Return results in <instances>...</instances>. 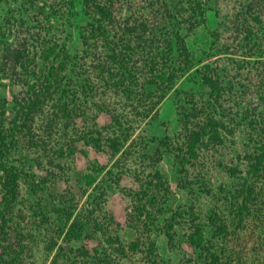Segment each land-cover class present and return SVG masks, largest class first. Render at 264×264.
<instances>
[{"label": "rangeland", "instance_id": "rangeland-1", "mask_svg": "<svg viewBox=\"0 0 264 264\" xmlns=\"http://www.w3.org/2000/svg\"><path fill=\"white\" fill-rule=\"evenodd\" d=\"M154 2L158 0H125L116 12L117 19L123 23L125 17L140 18L153 25L161 16ZM183 4L181 15L187 20L180 18V25L176 27H182L195 59L194 68L180 77L161 101L154 96L159 102L152 112L131 115L133 133L118 154L112 156L106 142L97 150L79 141L76 151L71 152L68 148L70 137L79 135L83 124L76 125L77 132L71 127L65 131L60 121L61 129L55 128L51 103L31 113L25 129L19 134L24 149L18 151V158L30 161L32 165L27 167L32 168V177L40 187L33 192L28 183L22 181V195L17 205L23 206L24 217L16 219L20 222L21 235H29L30 240H22L13 230L9 242H4L0 232V264H11L4 246L20 249L21 241L25 247L18 258L19 264H81V246L85 244L93 254L97 247L109 249L113 264H150L151 258L157 264H204L198 250L189 242L191 225L193 221H205L210 211L218 207L219 214L226 212L222 210L219 190L227 180L225 166L236 164L240 153L248 147L249 118L254 115L260 120L264 118V81L257 72H248L247 68L238 66L245 58L251 61L253 70L263 64L257 63V59L264 62V48L254 47L256 53L251 55L244 44L248 26L264 35L261 24L252 16L260 13L264 21V0H209L205 21L185 2ZM87 19L82 0H0V56L8 45L25 43L22 46L25 53L34 57V45L45 48L54 40L58 49L64 50V55L81 56ZM167 29L165 27L163 32ZM37 31L43 33L41 43L31 37V33ZM213 31L220 32L216 47L213 46ZM30 62L26 61L31 65ZM207 63L226 81L234 82L233 98L229 99L234 113H239L238 120L234 118L237 125L228 135L227 143L203 153L197 160L191 159L186 174L179 163L185 149L184 113L193 106L208 105L198 71ZM262 71L264 73V64ZM239 81L248 87L240 86ZM4 90L11 103L14 95L21 98L25 88L20 79L5 78L0 82V94L4 95ZM116 98L124 99L118 94L108 98L107 103H116ZM143 104L138 109L142 110ZM91 108L98 114L96 123L104 132V126L112 123L110 114L100 111L96 104L90 105ZM186 108L189 109L185 111ZM87 173L94 174V182L89 187L85 185ZM145 189L149 193V209L139 214L134 209L138 200L136 194ZM63 205H68L74 218L81 214V207L91 209L95 205L94 217L102 225L98 234L93 239L70 240L66 232L71 221L64 226L54 210ZM191 209L200 218L194 219ZM263 212L260 217L255 213L250 218L244 236L249 244L243 245L240 241L239 249H250L252 242L264 237ZM109 238L125 247L124 254L115 251ZM150 240L155 242L151 246L155 254L148 253ZM132 241L140 242L135 250L129 247Z\"/></svg>", "mask_w": 264, "mask_h": 264}, {"label": "trees", "instance_id": "trees-1", "mask_svg": "<svg viewBox=\"0 0 264 264\" xmlns=\"http://www.w3.org/2000/svg\"><path fill=\"white\" fill-rule=\"evenodd\" d=\"M124 2L125 0H82V9L88 19L82 33L85 48L81 56L64 55V50L58 49L55 40L45 48L34 45V57L25 53V48L22 47L25 43L8 45L3 49V55L0 56V82L5 78H18L25 88L21 98L14 95L11 103L5 90L4 95L0 94V232L4 242H9L13 230L22 240H30L29 235H21L18 228L20 222L16 219L24 217L23 206L17 205L22 195V181H26L33 192L40 187L33 178L32 168L27 167L32 165L30 161L18 158V151L24 149L21 148L22 138L19 134L25 129L32 112L42 108L45 103H51V118L55 128L61 129L63 126L67 131L71 127L72 131L77 132L76 125H84V128L78 130L81 132L79 135L70 137L68 148L71 152L76 151L79 141L97 150H101L106 142L112 156H115L123 150L125 141L133 133L134 120L131 115L152 112L167 92L173 89L177 80L194 68L195 59L182 34V27L176 25H180V18L187 20L182 19L181 15V9L185 7L183 2L205 21L209 0H158L154 5L157 4L155 8L161 12V16L153 25L140 18L125 17L124 22H120L116 12ZM252 16L264 30L262 15L253 13ZM187 22L193 23L192 20ZM165 27L168 28L166 33L163 32ZM212 35L213 46L216 47L220 32L213 31ZM31 37L39 43L44 40L43 33L39 31L31 33ZM245 37L244 44L251 55L256 53L255 48H264V35H260L255 27L248 26ZM259 60L261 59L256 60L257 63L264 64ZM26 61H32L31 65ZM263 64L253 70L251 61L246 58L238 62L241 69L257 72L260 80L264 81ZM213 70L210 63L198 69L206 89L208 105L193 106L190 111H186L189 108L185 109V149L179 163L186 174L191 159L197 160L203 153L224 146L229 139L228 135L232 134L237 125L234 118L237 119L239 113H234V106L230 103L235 84L233 81H226L221 73ZM239 82L240 86L248 87ZM4 86L6 87L5 84ZM118 94L124 99L116 98V103H107L108 98ZM141 102L144 103L142 110L138 109ZM92 104L111 116L112 123L105 125L103 129L105 135L102 126L96 123L98 114L93 108L89 109ZM249 119V145L240 153L236 164L225 166L227 180L219 189L220 202L224 206L222 210L225 209L226 212L219 214L218 207L219 212L210 211L205 221H193L191 225L192 231L188 239L198 250L199 258L204 264H264V237L252 242L250 249L238 247L240 241L243 245L249 244L244 236L250 218L255 213L260 217L264 211V118L260 120L254 115ZM91 120L94 121L90 122ZM59 121L63 124L61 127L58 125ZM61 149L62 147L59 150ZM93 175H85L87 187L94 182ZM160 184L164 186L163 182ZM140 193L136 194L138 200L134 209L139 214H145L149 209V193L147 189ZM67 206L54 209L64 226L71 221L66 236L70 240L93 239L98 234V228L102 227L94 217L95 205L91 209L81 207V214L75 218L73 211ZM191 212L194 219L200 218L192 209ZM172 226L170 223V227ZM113 240L109 238L108 242L115 251L124 254L125 247ZM154 244L150 240L149 254L154 253L151 249ZM139 245V241H132L129 247L135 250ZM24 247L25 243L22 241L20 249H12L8 244L4 246L11 264H19L18 258ZM109 251L97 247L93 254L85 244L81 246V264H113ZM150 264L157 262L151 258Z\"/></svg>", "mask_w": 264, "mask_h": 264}]
</instances>
